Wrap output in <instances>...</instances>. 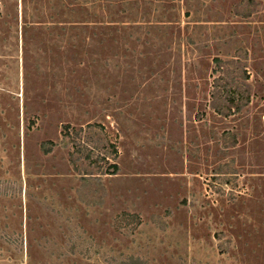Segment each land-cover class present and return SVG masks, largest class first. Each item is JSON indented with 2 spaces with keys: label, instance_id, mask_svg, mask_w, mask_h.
Listing matches in <instances>:
<instances>
[{
  "label": "rangeland",
  "instance_id": "rangeland-1",
  "mask_svg": "<svg viewBox=\"0 0 264 264\" xmlns=\"http://www.w3.org/2000/svg\"><path fill=\"white\" fill-rule=\"evenodd\" d=\"M0 264H264V0H0Z\"/></svg>",
  "mask_w": 264,
  "mask_h": 264
}]
</instances>
